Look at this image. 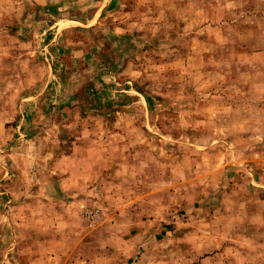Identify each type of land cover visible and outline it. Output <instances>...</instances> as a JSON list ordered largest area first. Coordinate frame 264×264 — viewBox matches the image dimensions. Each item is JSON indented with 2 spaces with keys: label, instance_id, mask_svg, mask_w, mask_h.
I'll return each mask as SVG.
<instances>
[{
  "label": "rangeland",
  "instance_id": "obj_1",
  "mask_svg": "<svg viewBox=\"0 0 264 264\" xmlns=\"http://www.w3.org/2000/svg\"><path fill=\"white\" fill-rule=\"evenodd\" d=\"M4 226L0 264H264V0H0Z\"/></svg>",
  "mask_w": 264,
  "mask_h": 264
},
{
  "label": "crops",
  "instance_id": "obj_2",
  "mask_svg": "<svg viewBox=\"0 0 264 264\" xmlns=\"http://www.w3.org/2000/svg\"><path fill=\"white\" fill-rule=\"evenodd\" d=\"M57 39V38H56ZM38 182V181H37ZM38 183H41V182H38ZM48 185H49V187L52 189V188H54V187H57V183H56V181L55 180H53L52 182H49L48 183ZM42 186V185H41ZM66 186L67 187H69L70 186V183L66 180ZM59 191V190H58ZM51 193H53V190H52V192ZM65 193L67 194V196L69 197V200H75V199H73L74 197V193H73V191L72 190H70L69 191V189L68 190H66L65 191ZM59 195L61 196V194H60V192H59ZM40 198V195H39V197H38V199ZM24 202H26V201H24ZM6 215H7V217H5L6 218V220H7V225H9V227L11 226V224H10V222L9 221H14L15 220V216L17 215V222H18V220H19V222L21 221V223H17V226H13L12 227V229H14L18 234H19V232H21V230L20 229H25V220L27 219V217L28 218H31V216H27V214H26V212L25 211H18L17 212V214L15 215V213H12V214H10V212H7L6 213ZM35 218V217H34ZM33 218V219H34ZM8 228H7V226H4V227H2V228H0V239H4L6 236H7V238L9 237V235L11 234L10 232H8ZM17 234V238H16V243H15V245L16 244H18L19 242H18V238H20L19 237V235ZM17 248L19 249H22L23 250V253H26L27 251H33V250H35V244H33V246H31L30 247V250H26V249H23L24 247H21V245H18L17 246ZM14 249V247L13 248H10L9 246H7L3 241L1 242L0 241V250H3V251H7V252H10L11 250H13ZM7 256H9L8 255V253H7ZM8 258V257H7ZM5 261V262H4ZM3 263H7L6 262V259L5 260H3V262H2V264ZM8 263H10V261L8 262ZM13 264H21V263H13Z\"/></svg>",
  "mask_w": 264,
  "mask_h": 264
}]
</instances>
